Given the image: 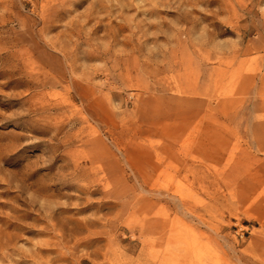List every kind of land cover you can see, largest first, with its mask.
Masks as SVG:
<instances>
[{"label": "rangeland", "instance_id": "obj_1", "mask_svg": "<svg viewBox=\"0 0 264 264\" xmlns=\"http://www.w3.org/2000/svg\"><path fill=\"white\" fill-rule=\"evenodd\" d=\"M0 264H264V0H0Z\"/></svg>", "mask_w": 264, "mask_h": 264}]
</instances>
